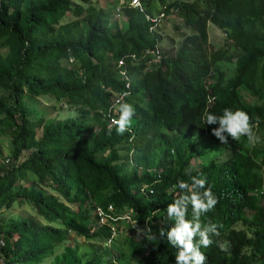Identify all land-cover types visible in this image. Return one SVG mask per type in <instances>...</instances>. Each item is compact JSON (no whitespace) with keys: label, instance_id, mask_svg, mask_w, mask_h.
Instances as JSON below:
<instances>
[{"label":"trees","instance_id":"trees-1","mask_svg":"<svg viewBox=\"0 0 264 264\" xmlns=\"http://www.w3.org/2000/svg\"><path fill=\"white\" fill-rule=\"evenodd\" d=\"M152 1H141L144 13L124 6V26L115 31L112 17L92 4L85 6L88 0H0V50H8L0 52V86L6 92L0 96V124L11 138L8 167L0 168V210L23 199L45 222L26 220L7 231L0 244L11 261L7 264L39 262L68 232L102 243L103 251L85 260L67 246L52 264H117L109 250L118 235L106 245L109 227L93 229L97 218L90 214L95 206L106 209L108 204L130 211L145 230L137 234L128 226L129 249L140 255L137 264H176L177 249L166 235L174 226L167 207L181 194L179 182L190 183L191 176L206 177V187L218 199L200 217L202 226L216 224L220 233L211 236L210 247L201 248L205 264H264V146L245 147L246 136L228 137L222 144L212 135L219 125L201 120L206 108L217 116L225 108L243 110L264 143V0L167 5L159 0L166 5L165 16L172 10L189 30L179 37L173 56L165 51L159 32H148L145 14H156ZM67 13L74 19L59 24ZM208 24L224 33V46L209 50ZM155 37L163 56L147 65L142 51L153 46ZM130 54L138 59L131 60ZM124 58L126 65L118 67ZM221 63L233 66V74L219 68ZM122 70L131 84L123 102L134 107L135 115L118 135L107 113L124 89ZM47 95L67 103L78 116L31 120L24 97ZM204 137L218 153L190 171L197 156L194 140ZM166 157H173L175 165L166 164ZM152 167H162L160 179L147 171ZM26 179L29 188L15 189ZM143 183L154 194H140ZM187 218H192L191 205ZM218 240L228 242L227 251L217 247Z\"/></svg>","mask_w":264,"mask_h":264},{"label":"rangeland","instance_id":"rangeland-1","mask_svg":"<svg viewBox=\"0 0 264 264\" xmlns=\"http://www.w3.org/2000/svg\"><path fill=\"white\" fill-rule=\"evenodd\" d=\"M79 1V0H75ZM175 1H178L180 3H191L196 0H166L165 4H171ZM119 0H88L86 2L85 6L88 4H92L96 6L97 8L103 9L106 11L112 18L110 22V26L113 30L116 31L117 28H121L124 25L125 17L121 14L116 15L115 9L118 5ZM163 4L159 0H153L151 5V11L152 13H157L161 9H163L166 5L162 6ZM74 17L71 13H67L66 16L60 20L59 24H65L70 21H72ZM175 26L178 27V29H175ZM189 30L185 27L182 20L176 15L175 12L172 10L169 12L166 19L162 22L161 27L159 29V34L162 37V43H164L165 51H168L170 56L175 55L177 52V47L180 43L181 36L186 34ZM207 42L209 50L218 49L226 44L225 35L222 31L217 29L212 24H208L207 27ZM170 38H173L174 42H170ZM2 55H6L8 50L2 49L0 50ZM222 70L226 71L229 75L233 74V66L228 65L226 63H221L218 66ZM210 77V76H208ZM213 79V76L211 80ZM4 89L0 86V96L5 95ZM24 100L26 102V106L29 110H32V113L30 115V119L33 121H37V117L41 116L43 119L49 121H62L67 118H73L78 116V112L70 108L67 103H64L63 101H60L58 99H55L54 97L47 95V96H39V97H28L25 96ZM37 115V116H36ZM2 116H0L1 118ZM133 123V119L131 120V124ZM174 134V133H173ZM41 136V129L39 127L36 128V138H39ZM243 145L245 147H248L249 144L248 140H244ZM213 143L208 140V138H195L194 140V154H197V156H193L190 165L188 166V170H196L201 168L205 162L210 161L213 159L218 151L216 148L212 145ZM264 143L263 141L258 142L256 147H263ZM11 153V138L9 134L7 133V129L5 124H0V168H7L8 164L6 161L10 158ZM27 153V152H25ZM165 163H169L170 165H175V160L173 157H166ZM139 167H144L140 165ZM133 168L132 165L127 166V170L131 171ZM162 170V167H160ZM29 188V180H20L16 183L15 189L19 188ZM53 195L56 196L55 193ZM64 204L71 206L70 203L64 202ZM73 208V206H72ZM76 208V207H75ZM91 216H93V212H90ZM26 220H34L36 222H39L40 224H44V220L40 218L39 216L35 215L32 210L30 209L29 205L26 204V201L23 199L17 200L12 206L8 209H2L0 210V241L4 243L5 237L8 236L7 231L15 224L22 223ZM88 227V226H87ZM241 226H237V229H240ZM93 229H97V225L93 226ZM130 229H128V224L122 223L120 227V231L118 234L117 240L112 244L111 250H109V253H112V255L115 256L116 263H126V264H137L135 259H138L140 255H134L132 253V249H129V245L127 242V237H129ZM17 239V235L13 234L11 236V241H15ZM64 241L61 243L52 244L51 250L47 256H44L39 262L37 263H28V264H52L58 256H60L63 252L65 247H75L78 251V254L80 256H83V258L86 260L90 255H92L94 252H101L103 251V245L102 243H98L95 241L88 240L86 237L76 235L74 233L68 232L66 234ZM100 247V249H98ZM8 262H11L9 257H6L4 254V250L0 249V264H7ZM13 263V262H12ZM15 264H21V263H15ZM24 264V263H22Z\"/></svg>","mask_w":264,"mask_h":264},{"label":"clouds","instance_id":"clouds-1","mask_svg":"<svg viewBox=\"0 0 264 264\" xmlns=\"http://www.w3.org/2000/svg\"><path fill=\"white\" fill-rule=\"evenodd\" d=\"M121 1L123 7L126 5L132 7L129 5L130 0H119V2ZM141 1V7L143 8ZM161 11L162 9L158 13L150 16H155ZM165 19L166 16L164 20ZM116 104L118 107H115V111L118 114V119L113 118L112 124L116 126L117 134L122 135L131 124L132 117L135 115V109L130 103L123 102L122 99L118 100ZM201 120L207 125H219V127L212 129V135L220 140L222 144L228 142V137H231L233 140H239L241 136H246L249 144L254 145L259 142V137L253 131L254 125L251 123V118L248 113L243 110L237 109L233 111L230 108H225L223 114L217 116L206 108L201 116ZM153 170L161 171V169H157V167L147 169L148 172L155 175L156 173L153 172ZM190 179V183L185 181L179 182L178 187L181 190V194H179L167 207V219L174 221V226L166 233L167 241L172 247L177 249L175 254L176 264H205L207 257L201 251V248L210 247L213 244L211 236L214 235L218 237L220 233L216 224L209 223L206 226H202L200 217L203 213L214 208L218 203V199L212 193L211 189L206 187V177L200 178L199 176H191ZM189 205H191L192 208L191 219L187 218ZM134 228L137 229V234H142L145 231L138 226V223L134 225ZM148 231L151 230L148 229ZM160 235H165L163 229L161 230ZM114 239L115 237L113 240ZM216 243L221 251L228 250V242L218 240Z\"/></svg>","mask_w":264,"mask_h":264},{"label":"built area","instance_id":"built-area-1","mask_svg":"<svg viewBox=\"0 0 264 264\" xmlns=\"http://www.w3.org/2000/svg\"><path fill=\"white\" fill-rule=\"evenodd\" d=\"M141 0H130L129 5H131L134 8H138L140 12H144L143 8L141 7ZM123 3L122 1L118 3L115 9V14L118 15L123 10ZM146 19L150 22V26L148 28V32L150 34H153L156 36L155 33H158V28L160 27L161 23L163 22L165 18L164 12H160L159 14L155 16L145 15ZM163 56L161 44L157 37H155V43L152 47L144 48L142 51V57L146 59L147 65H151L153 63H158ZM129 58L133 61L137 60V55L130 54ZM118 67H124L126 65V59H121L117 62ZM121 74L124 78V89L117 93L116 98L113 100L109 111L107 113V117L109 118V126L110 128L116 127L112 124L113 118L118 119V114L115 111V107H118L116 102L118 100H124L125 97L129 94L131 84H130V78L127 75L125 70L121 71ZM127 94V95H125ZM156 174V179H160V171L153 170ZM138 192L142 195L148 196L154 194L153 189L149 184L143 183L139 186ZM94 216L97 217L96 225L99 226H106L109 227L111 231V236L107 240L106 244L109 245L112 242V239L119 233L121 223L128 224L129 227H134L136 221L134 220L132 213L128 210L121 211L117 207H115L113 204H108L106 206V209H103L100 206H95L93 211ZM164 218V216H163ZM0 244L3 245V242L0 241Z\"/></svg>","mask_w":264,"mask_h":264}]
</instances>
